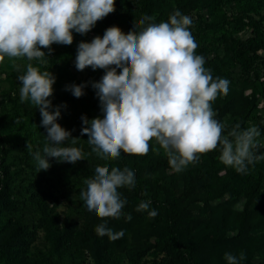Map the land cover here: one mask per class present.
Returning <instances> with one entry per match:
<instances>
[{"label": "rangeland", "instance_id": "374dc122", "mask_svg": "<svg viewBox=\"0 0 264 264\" xmlns=\"http://www.w3.org/2000/svg\"><path fill=\"white\" fill-rule=\"evenodd\" d=\"M217 7L223 8L226 17L217 18ZM176 10L193 21L189 30L198 43L196 54L205 59L204 67L214 79L230 82L228 94L212 102L214 118L225 125L224 135L236 124L240 130L264 124V49L254 53L249 45L254 37L250 24L261 18L252 14L242 25L243 31L228 33L229 41L224 43L218 23L226 24L229 32L239 23L229 0H115V11L97 21L91 31L84 35L73 31L71 45L54 43L50 54L48 48H41L48 56L46 64L5 57L0 63V264H52L51 256L56 264H227L225 253L239 259L241 252L246 259L239 264H264V160L249 165L246 174L237 173L220 161L218 147L177 173L153 138L147 155L121 152L117 158L125 161L134 156L143 164L150 160L154 164L140 183L135 176L134 188L118 189L127 201L119 219L99 218L80 197L87 190L84 181L94 176L95 168L117 159L100 158L92 152L88 136L81 135L82 116L103 118L92 84L106 70H77L79 43L103 37L112 26L125 34L140 31L135 22L145 15L154 20L144 26L160 23L159 16L167 22ZM29 63L56 77L50 111L61 106L57 123L79 138L72 146L83 150L84 159L73 164L48 158L51 167L38 172L32 153L43 154L47 131L39 108L30 101L21 102L22 82L18 80ZM72 84H84L87 96H73L66 90ZM27 113L32 119L21 129L17 119L26 120ZM260 133L256 155H264V134ZM37 201L46 204L65 235L57 250L52 249V232L36 208ZM148 201L149 210L158 213L154 218L147 211H136L141 202ZM129 214L131 221L126 220ZM101 223L114 232L123 230V237L110 241L98 236L95 229Z\"/></svg>", "mask_w": 264, "mask_h": 264}, {"label": "clouds", "instance_id": "9594fccd", "mask_svg": "<svg viewBox=\"0 0 264 264\" xmlns=\"http://www.w3.org/2000/svg\"><path fill=\"white\" fill-rule=\"evenodd\" d=\"M115 11V0H0V63L9 59L24 58L47 63L45 52L51 53L52 44L71 45L73 31L84 35L97 21ZM153 16L145 15L135 22V29L125 34L119 27L106 29L103 37L78 45L75 67L83 71L105 69L99 82H93L97 90L103 118L88 120L82 116L81 135L88 136L92 152L102 159H117L121 152L128 155H147L149 141L153 138L164 149L170 167L177 173L189 164L218 147L220 161L237 173L246 174L248 166L264 160L254 150L261 147L257 139L261 133L256 126L240 130V125L224 135L225 125L214 117L212 108L218 95H227L229 81L213 78L206 69L205 59L196 54L198 43L189 30L193 21L174 11L167 22L148 23ZM143 26V27H142ZM117 69H121L118 73ZM21 102L30 101L39 108L41 124L46 129V143L40 151L27 150L37 163L38 172L48 170V158L57 162L76 163L85 153L76 145L79 138L59 123L60 107L54 110L52 101L56 77L49 71H41L31 63L24 74ZM85 85L72 84L66 90L79 98ZM230 137L232 139H230ZM68 141V146H63ZM86 191L80 197L87 210L103 218L119 219L126 200L118 189L135 187L134 171L128 167L97 166L93 177L84 181ZM150 201L141 202L136 211H147L150 218L158 213L149 210ZM129 214L127 221H131ZM98 236L110 241L123 237V230L114 232L99 224ZM227 264H239L246 259L243 252L239 259L225 253Z\"/></svg>", "mask_w": 264, "mask_h": 264}, {"label": "trees", "instance_id": "16d2710c", "mask_svg": "<svg viewBox=\"0 0 264 264\" xmlns=\"http://www.w3.org/2000/svg\"><path fill=\"white\" fill-rule=\"evenodd\" d=\"M229 2L233 5L236 16L239 19V23L236 24L235 28H233L231 32H229L230 30L226 27V24L218 23L221 24L220 31L224 35L222 41L224 43H227L229 41V39L226 38L228 33H241L243 31L242 25L245 24L246 20L250 18L252 14H256L259 15L261 19L259 21H253L250 24L253 29L252 33L254 37L250 39L249 45L252 47L254 53H257L259 50L264 49V0H229ZM223 17H226V13L224 12L223 8L217 7V18L222 19ZM161 20H163V18L159 16L158 21L161 22ZM86 96L87 92H85L82 97ZM262 97H264V94H262ZM31 119V113H27L26 120L17 119L19 127L21 129H25L28 121ZM258 129L264 134V124L262 122H259ZM124 159L125 161L117 159V161L109 162L106 166L109 168V170H111L112 167H118L120 169L122 166L128 167L129 169L134 171L135 176L139 180L138 183H140V180L143 179L145 172L154 165L152 160H150L148 164H143L140 159H137L134 156H127ZM35 204L42 219L51 229L53 239L52 249L57 250L65 237V235L61 232L59 222L55 215H53L52 212L48 211L49 209L48 207H46V204H44V202L37 201ZM244 223L241 222V224L243 225ZM50 261L52 262V264H56L54 262V256L50 257Z\"/></svg>", "mask_w": 264, "mask_h": 264}]
</instances>
